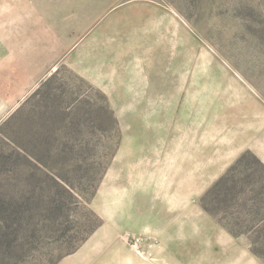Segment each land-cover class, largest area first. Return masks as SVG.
I'll return each mask as SVG.
<instances>
[{"label": "rangeland", "instance_id": "obj_1", "mask_svg": "<svg viewBox=\"0 0 264 264\" xmlns=\"http://www.w3.org/2000/svg\"><path fill=\"white\" fill-rule=\"evenodd\" d=\"M21 15L0 264H264V0H0V32Z\"/></svg>", "mask_w": 264, "mask_h": 264}, {"label": "crops", "instance_id": "obj_2", "mask_svg": "<svg viewBox=\"0 0 264 264\" xmlns=\"http://www.w3.org/2000/svg\"><path fill=\"white\" fill-rule=\"evenodd\" d=\"M25 7V4H23V8ZM18 11H21L20 9L17 8ZM28 13H30V11H27ZM25 12V13H27ZM31 13H33V11H31ZM34 16V15H33ZM25 18L21 15L20 18L18 19V24L15 26L17 29H13L12 27L14 26H9L8 31H1V35L3 36V39L5 41V45L8 47L9 49V40L11 39V44L12 45H19V46H24V42H26L27 44H31V43H39L40 39V29L37 28V26H35V22L34 24L32 23H24ZM22 21V22H20ZM54 41L56 39V37H52ZM25 41H24V40ZM16 43V44H14ZM25 48V46H24ZM24 48L22 49L17 48L16 51L17 53L21 54L24 51ZM12 50L15 51V47L13 46ZM38 75H40V73H38Z\"/></svg>", "mask_w": 264, "mask_h": 264}, {"label": "trees", "instance_id": "obj_3", "mask_svg": "<svg viewBox=\"0 0 264 264\" xmlns=\"http://www.w3.org/2000/svg\"><path fill=\"white\" fill-rule=\"evenodd\" d=\"M248 155H251L250 152H243L237 159L236 161L229 167V169L224 173L214 184L213 188L217 186L223 179L226 178L227 174L230 173L231 170L235 169L237 165H239ZM252 156V155H251ZM254 157V156H253ZM256 159V158H255ZM257 160V159H256ZM258 161V160H257ZM207 194V193H206ZM205 196V195H204ZM202 197V199L204 198ZM204 209H206L208 212L215 214V211L207 207L206 205L202 204Z\"/></svg>", "mask_w": 264, "mask_h": 264}]
</instances>
